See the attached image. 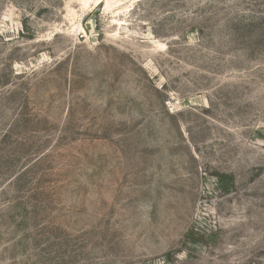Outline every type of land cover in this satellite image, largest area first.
<instances>
[{
  "label": "rangeland",
  "instance_id": "obj_1",
  "mask_svg": "<svg viewBox=\"0 0 264 264\" xmlns=\"http://www.w3.org/2000/svg\"><path fill=\"white\" fill-rule=\"evenodd\" d=\"M0 264H264V0H0Z\"/></svg>",
  "mask_w": 264,
  "mask_h": 264
}]
</instances>
